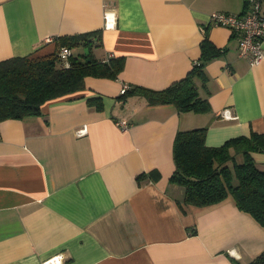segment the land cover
<instances>
[{"label":"crops","instance_id":"1","mask_svg":"<svg viewBox=\"0 0 264 264\" xmlns=\"http://www.w3.org/2000/svg\"><path fill=\"white\" fill-rule=\"evenodd\" d=\"M247 9L244 0H0V60L50 54L54 38L93 30L95 58L124 60L114 79L87 76L40 114L0 121V264L59 255L60 264H245L264 249V227L230 198L182 212L184 188L169 181L178 130L205 126L210 146L264 132V60L250 65L237 35L208 20ZM205 34L219 53L193 81L208 111L117 98L124 84L162 89L182 78ZM96 95L100 109L86 101ZM252 156L264 166V153Z\"/></svg>","mask_w":264,"mask_h":264},{"label":"trees","instance_id":"2","mask_svg":"<svg viewBox=\"0 0 264 264\" xmlns=\"http://www.w3.org/2000/svg\"><path fill=\"white\" fill-rule=\"evenodd\" d=\"M100 33L93 30L56 37V50L50 54L1 59L0 121L40 114L47 101L83 90L87 76L116 78L124 65L123 57L111 55L98 60L93 56V47L100 45ZM61 46L81 48L77 54L71 53L67 66L58 54ZM199 47V61L182 78L162 89L133 84L117 98L123 100L137 94L150 105L169 103L179 111H208V99L200 96L193 77L201 73L203 62L217 55L219 49L206 34ZM83 48H88L87 55ZM86 101L102 108L99 95L87 97ZM205 132L206 127L200 126L178 130L174 136V169L169 181L184 188L182 200L176 201L178 208L185 212L189 205L209 206L230 198L239 210L264 227V166L252 156L253 152L264 153V132L230 137L217 146L205 143ZM144 175H137V179ZM245 264H264V249Z\"/></svg>","mask_w":264,"mask_h":264},{"label":"built area","instance_id":"3","mask_svg":"<svg viewBox=\"0 0 264 264\" xmlns=\"http://www.w3.org/2000/svg\"><path fill=\"white\" fill-rule=\"evenodd\" d=\"M248 9L242 13H231L226 11H212L208 14V20L214 25H221L229 28L237 35L238 54L247 57L250 65H256L264 60V1L248 0L246 2ZM108 20V17L106 16ZM106 25H109L108 21ZM52 38H47L51 41ZM71 48L61 46L58 54L64 64L68 65V57L71 55ZM123 85L120 92L123 93L127 88ZM121 128L126 125L117 122ZM79 130L78 133H81ZM62 256H54L43 261V264H60Z\"/></svg>","mask_w":264,"mask_h":264},{"label":"rangeland","instance_id":"4","mask_svg":"<svg viewBox=\"0 0 264 264\" xmlns=\"http://www.w3.org/2000/svg\"><path fill=\"white\" fill-rule=\"evenodd\" d=\"M74 48H76V47H73V50H72V52H73V54H77L78 53V51H81V49H74ZM83 52H84V48H83Z\"/></svg>","mask_w":264,"mask_h":264},{"label":"water","instance_id":"5","mask_svg":"<svg viewBox=\"0 0 264 264\" xmlns=\"http://www.w3.org/2000/svg\"><path fill=\"white\" fill-rule=\"evenodd\" d=\"M84 54H88V48H84ZM87 61H89V58H87Z\"/></svg>","mask_w":264,"mask_h":264}]
</instances>
